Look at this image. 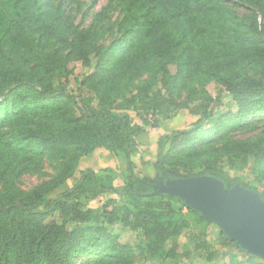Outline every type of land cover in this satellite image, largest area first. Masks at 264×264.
Wrapping results in <instances>:
<instances>
[{
	"label": "trees",
	"instance_id": "1",
	"mask_svg": "<svg viewBox=\"0 0 264 264\" xmlns=\"http://www.w3.org/2000/svg\"><path fill=\"white\" fill-rule=\"evenodd\" d=\"M97 1L0 0V264H133L112 225L142 231L152 258L257 264L226 235L229 249L217 251L205 231L180 253L171 237L188 222L154 201L155 182L136 175L131 153L147 117L156 127L186 108L198 119L161 137L159 180L178 178L164 170L167 158L200 137L203 175L255 189L230 178L227 164L264 181V0H106L84 11ZM74 62L86 70L75 74ZM226 95L236 114L218 113ZM236 117L241 125L224 129ZM236 129L260 131L235 137ZM101 148L124 160L125 182L85 168L68 186L79 160ZM27 175L38 181L22 187ZM105 192L120 199L109 210L78 198Z\"/></svg>",
	"mask_w": 264,
	"mask_h": 264
},
{
	"label": "rangeland",
	"instance_id": "2",
	"mask_svg": "<svg viewBox=\"0 0 264 264\" xmlns=\"http://www.w3.org/2000/svg\"><path fill=\"white\" fill-rule=\"evenodd\" d=\"M82 2L89 3L90 0H81ZM106 4V0H98L96 3H93L89 7V4L84 6V11L90 14H94L101 9L103 5ZM88 8V9H87ZM87 15V14H86ZM85 15V24L90 20ZM116 16V15H115ZM79 19V18H78ZM75 74L82 73L86 70L79 62H74L71 64ZM170 70L172 73L175 71V66L170 65ZM205 88L213 95L218 93V88L214 81H210L205 84ZM231 112L236 114L238 111L237 105L235 102L226 95L223 99V104L219 107L218 113L223 114L226 112ZM133 115L134 121L139 122L140 120L134 116L133 112H130ZM198 119L197 115L191 114L188 109L182 108L179 109L176 114L170 119H159L156 127H152L150 123L153 122V119L147 117V123L143 125V131L135 136L136 147L131 153V160L133 162L134 172L137 176L141 178L149 179L154 181L155 185L160 183L158 178V173L156 169L157 161L159 160V141L164 135L171 134L178 130H183L189 128L196 120ZM231 125L239 126L241 125L240 120L236 117L234 120L230 119L228 125H224V129H227ZM260 130H251L246 131V129H236L234 131L235 137H245L248 135H254ZM194 146L190 147L187 150L177 151L173 156L167 158V163L164 168L168 173L178 175L180 179H186L189 177H196L203 175L201 173L200 163L204 161L207 154L204 151L198 152L197 150L201 149L202 146H205V139L197 137L192 141ZM168 149V145L165 146L164 151ZM225 158V156H221ZM203 165V164H202ZM225 169L228 172L229 177H240L245 183H248L251 187L255 189L246 188L256 192L259 197L264 201V181L260 182L253 178L250 170L246 168L230 167L225 164ZM85 168H91L95 172H98L102 175H110L113 178V184L117 187L121 186L126 179V165L122 158L114 156L112 153L106 149H97L93 153L85 155L82 157L81 163H78L77 171L74 175L68 179L67 185L71 186L75 183L80 177V171ZM110 169L104 171V169ZM185 173H193L194 175L186 176ZM22 187H29L35 182L38 181L35 176H24L21 179ZM236 185L241 186L236 183ZM243 187V186H241ZM245 188V187H243ZM161 193H154V201L161 204V207H168L170 205L171 215L169 216L170 220L174 219L176 221H187L188 226L185 227L180 234L173 235L171 238L175 240L179 246V252L183 251V248L189 249L192 247L190 243V236L192 233H198L199 231H205L206 239L209 242L210 246L216 249L217 251H222L229 249L225 244L227 240L224 235L229 237L223 229L214 221L207 220L205 216L201 213L196 214L194 212L188 211L185 206H182L181 202H184L180 197L177 198H168L158 196ZM79 200L87 207L96 208V209H110L114 203H119L120 199L115 193H101V194H83L78 197ZM186 205V204H185ZM203 219V220H202ZM113 234L118 236L119 242L122 245H127L133 255V264H188L186 260H179L175 262L171 259L158 258V257H149L145 254L144 249L142 248L143 235L140 230H129L122 228L119 225H112L109 227ZM224 234H223V233ZM230 238V237H229ZM231 239V238H230ZM232 240V239H231ZM234 241V240H233ZM235 245L240 247L242 251L239 252V258H245V253H249L247 250L238 245L235 241ZM231 248V246H230ZM251 254V253H250ZM253 255V254H252ZM254 262L257 264H264V258L253 255ZM191 262L198 264H207L199 256L192 255L190 257ZM227 259V258H225Z\"/></svg>",
	"mask_w": 264,
	"mask_h": 264
},
{
	"label": "water",
	"instance_id": "3",
	"mask_svg": "<svg viewBox=\"0 0 264 264\" xmlns=\"http://www.w3.org/2000/svg\"><path fill=\"white\" fill-rule=\"evenodd\" d=\"M153 193H168L184 200L249 253L264 258V201L249 189L226 188L212 176L161 179Z\"/></svg>",
	"mask_w": 264,
	"mask_h": 264
},
{
	"label": "crops",
	"instance_id": "4",
	"mask_svg": "<svg viewBox=\"0 0 264 264\" xmlns=\"http://www.w3.org/2000/svg\"><path fill=\"white\" fill-rule=\"evenodd\" d=\"M82 158L79 160V163H81Z\"/></svg>",
	"mask_w": 264,
	"mask_h": 264
}]
</instances>
